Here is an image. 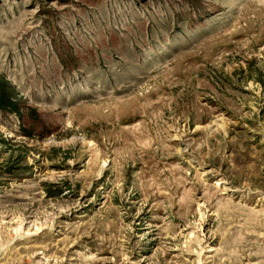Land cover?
Listing matches in <instances>:
<instances>
[{"label": "rangeland", "instance_id": "obj_1", "mask_svg": "<svg viewBox=\"0 0 264 264\" xmlns=\"http://www.w3.org/2000/svg\"><path fill=\"white\" fill-rule=\"evenodd\" d=\"M0 264H264V0H0Z\"/></svg>", "mask_w": 264, "mask_h": 264}, {"label": "trees", "instance_id": "obj_2", "mask_svg": "<svg viewBox=\"0 0 264 264\" xmlns=\"http://www.w3.org/2000/svg\"><path fill=\"white\" fill-rule=\"evenodd\" d=\"M4 101H6L7 106H13V105H14L13 103H11V102L9 101V99H8V101H7V99L5 100V98L3 97V94L1 93V94H0V104L5 103ZM7 106L5 105V106L3 107V105H2V106L0 105V108H6Z\"/></svg>", "mask_w": 264, "mask_h": 264}]
</instances>
